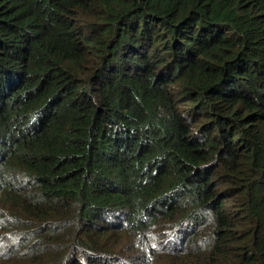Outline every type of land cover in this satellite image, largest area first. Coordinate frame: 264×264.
I'll list each match as a JSON object with an SVG mask.
<instances>
[{"label": "trees", "instance_id": "obj_1", "mask_svg": "<svg viewBox=\"0 0 264 264\" xmlns=\"http://www.w3.org/2000/svg\"><path fill=\"white\" fill-rule=\"evenodd\" d=\"M0 264H264V0H0Z\"/></svg>", "mask_w": 264, "mask_h": 264}]
</instances>
